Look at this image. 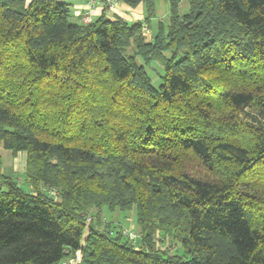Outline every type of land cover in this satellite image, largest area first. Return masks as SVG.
<instances>
[{"label":"trees","instance_id":"obj_1","mask_svg":"<svg viewBox=\"0 0 264 264\" xmlns=\"http://www.w3.org/2000/svg\"><path fill=\"white\" fill-rule=\"evenodd\" d=\"M117 1L0 0V264H264V0Z\"/></svg>","mask_w":264,"mask_h":264},{"label":"rangeland","instance_id":"obj_2","mask_svg":"<svg viewBox=\"0 0 264 264\" xmlns=\"http://www.w3.org/2000/svg\"><path fill=\"white\" fill-rule=\"evenodd\" d=\"M61 2H68V0H59ZM97 1V0H96ZM96 3V2H95ZM95 9V8H94ZM93 9V11H94ZM186 9V4L183 2L181 4V10ZM84 10V9H83ZM156 14L157 17L162 19L164 22L168 19V4L166 1H158L156 5ZM144 35L146 38L150 39L151 32L150 31H144ZM157 66L153 65L150 69V76L152 77V83L155 87H158L161 83V79L154 77ZM161 72H163L162 68L160 67ZM148 72V73H149ZM0 156L2 159V171L5 175L11 176L12 178L16 180H21L20 184L22 187L24 186V171H25V162H26V156L24 152H18L16 155H12L10 151L0 149ZM188 166L195 171L196 173H199L202 171L201 165L191 162L188 164ZM19 182V181H18ZM25 188V186H24ZM135 210H131L127 213H120L118 211H115L114 213H105L103 212V222H111L116 227H122L123 232L127 236H136V243L139 242V239H137L138 236V230L135 223ZM90 220V218H88ZM130 238V237H129ZM156 247L157 249H160L162 252H166L168 254H173L174 252L179 253V245L176 244V242H172L171 238H162L159 234H157L156 239ZM138 246V245H136ZM82 264V263H81Z\"/></svg>","mask_w":264,"mask_h":264},{"label":"crops","instance_id":"obj_3","mask_svg":"<svg viewBox=\"0 0 264 264\" xmlns=\"http://www.w3.org/2000/svg\"><path fill=\"white\" fill-rule=\"evenodd\" d=\"M68 2L73 5L72 12L74 16L80 18L84 9L85 0H68ZM102 12L111 19H113V17H120L129 22H135L143 18L142 5L136 8H130L123 3H118L114 9H108L104 6L103 0H97L93 11V18L99 16Z\"/></svg>","mask_w":264,"mask_h":264},{"label":"built area","instance_id":"obj_4","mask_svg":"<svg viewBox=\"0 0 264 264\" xmlns=\"http://www.w3.org/2000/svg\"><path fill=\"white\" fill-rule=\"evenodd\" d=\"M104 1L106 3V7L108 9H114L116 7V5H118L117 0H104ZM95 2H96V0H85L84 10L82 11V14H81V20L85 24L90 23L93 19V9L95 8ZM129 237L131 240L136 239L135 235H132V236L129 235ZM78 255H79V253L77 252L76 258H72V259H69L67 261H63L61 264H81L78 260Z\"/></svg>","mask_w":264,"mask_h":264}]
</instances>
